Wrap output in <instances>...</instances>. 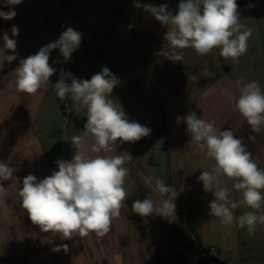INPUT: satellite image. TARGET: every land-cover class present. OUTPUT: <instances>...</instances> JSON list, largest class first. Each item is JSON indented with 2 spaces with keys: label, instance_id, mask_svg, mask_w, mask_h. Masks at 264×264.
Returning <instances> with one entry per match:
<instances>
[{
  "label": "crops",
  "instance_id": "obj_1",
  "mask_svg": "<svg viewBox=\"0 0 264 264\" xmlns=\"http://www.w3.org/2000/svg\"><path fill=\"white\" fill-rule=\"evenodd\" d=\"M237 4L240 23L252 22L247 52L234 61L224 59L220 49H214L220 78L205 88H195L196 93L192 95H199V108L175 101L167 104L171 134L169 186L177 192L175 199L160 194L147 176L129 172L124 184L128 199L120 215L112 220L109 232L104 237L90 233L65 240L59 234L42 232L34 225L21 207L18 195L27 175L33 174L40 180L58 171L56 162L61 158L51 154V140L43 137L48 120L53 119L59 107L54 85L62 74L73 75L71 69L78 70L84 58L83 66L98 60L107 68L111 64L119 80L118 90L124 86L136 87L130 82L139 81L142 75L146 78L142 88L159 84L163 75H168L172 81V74L156 65V58L158 61L161 58L160 53L156 55L154 46L165 39L168 26L162 25L143 7L160 6L158 0H22L18 5H6L5 0H0V11L16 12L12 19L0 17V61L4 55L17 57L11 63L0 62V161L15 169L10 180L0 181L7 189V195L0 199V264H201L204 247L217 248L223 260L221 264H264V224L258 222L253 233L239 227V216L253 210L239 203L242 194L234 188V181L221 177L222 186L228 190L229 206L231 203L239 205L232 210L233 222L224 225L219 217L211 215L209 204L214 196L204 190L198 178L202 171H210L215 161L207 158L191 141L185 123V117L195 112L198 118L214 121L217 131H233L236 138L242 139L258 167L264 169V126L260 132H253L235 110L234 101L224 94L227 89L238 97L239 87L235 81L241 77L245 83L259 82L264 91V0H237ZM167 10L173 15L177 13L168 7ZM13 26L18 28L17 36L12 35ZM68 27L81 33V44L70 60L65 61L59 49H53L49 63L56 72L50 77V83L35 95L17 92L14 71L19 61L57 41ZM4 33L16 40L15 52L4 48ZM118 42L120 45L104 49L108 43ZM146 42L150 44V51L145 54L140 47L147 46ZM97 49L102 54L95 58L92 55H96ZM183 50L187 65L195 50L177 51ZM204 57L207 55H201L202 60ZM148 58L150 66L146 65ZM206 72L209 73L208 69ZM184 75V79L189 78L188 72ZM73 76L80 79L79 75ZM66 83L71 84V79H66ZM137 90L144 93L138 87ZM168 92L170 96H189L192 89L186 84H181V88L169 85ZM68 101L67 97L61 103L66 111L64 116L72 110V102ZM143 117L147 120L146 126L151 128L149 112L145 111ZM87 140L89 145L93 141ZM145 198L158 203L173 199L175 212L169 217L157 214L141 217L132 211V204ZM256 211L258 215L264 214V205Z\"/></svg>",
  "mask_w": 264,
  "mask_h": 264
},
{
  "label": "clouds",
  "instance_id": "obj_2",
  "mask_svg": "<svg viewBox=\"0 0 264 264\" xmlns=\"http://www.w3.org/2000/svg\"><path fill=\"white\" fill-rule=\"evenodd\" d=\"M22 0H5L6 5H18ZM140 7V4L136 5ZM147 11L162 24L168 26L165 40L171 52L164 54L168 59L179 62L183 53L177 50L194 49L199 55H207L213 49H220L224 59L238 60L248 50V40L252 29H245L240 23L237 0H180L178 11L173 15L167 5H144ZM254 7V5H249ZM16 15L14 10L0 11L5 20ZM12 35H18V28L13 26ZM4 48L15 52L17 42L3 35ZM81 44V33L68 27L55 42L43 46L38 53L19 61L15 69L16 91L35 95L50 83V77L56 69L50 63V52L59 49L65 61ZM16 55H4L2 61L11 63ZM71 79V84L66 83ZM118 79L104 67L91 79L81 80L70 72L61 75L54 85L56 94L64 99L69 94L72 101L86 108L87 122L84 131L71 137V144L76 149L83 147L87 137L94 141L92 151L100 153L116 152L117 141L137 142L150 134V128L135 121H129L125 111L114 99L110 98ZM239 87L236 97L227 89L224 94L234 101L235 110L246 120L253 132H260L264 126V91L257 81L245 83L238 78ZM186 132L200 152L215 161L210 171H202L199 180L206 192H211L214 199L210 202L211 215L219 217L221 223L230 225L234 220L233 209L237 203L228 204V190L222 186L221 177L234 181V188L241 192L240 204L253 211L239 216L240 228H247L249 233L256 230L257 223L264 224V214L256 210L264 205V169L258 167L250 152L246 150L242 139L234 136L233 131H217L214 121L198 118L195 112L185 117ZM131 160L128 155H97L86 158L77 151L71 161H57L58 171L38 180L33 174L22 181L18 195L21 207L27 212L34 225L45 233L59 234L62 239L87 236L95 233L104 237L110 230L112 220L120 215L128 193L124 187L130 170L125 162ZM15 169L0 161V181L13 177ZM156 188L162 195L177 196L174 188L156 179ZM7 195V189L0 184V199ZM132 211L141 217L153 214L169 217L175 212L173 199L155 202L149 198L136 200ZM67 250V245L63 246Z\"/></svg>",
  "mask_w": 264,
  "mask_h": 264
},
{
  "label": "rangeland",
  "instance_id": "obj_3",
  "mask_svg": "<svg viewBox=\"0 0 264 264\" xmlns=\"http://www.w3.org/2000/svg\"><path fill=\"white\" fill-rule=\"evenodd\" d=\"M158 2L161 5H167L168 8L172 9L174 12H177L180 0H158ZM241 24L245 29H247L251 28L252 22L245 21L241 22ZM115 45H120V42L116 44L108 43L107 45H105L104 49L112 48ZM146 45L147 46L143 45L140 47V50L145 52V54L149 53L150 51V44L146 42ZM154 46L157 50L156 55L160 53L159 56L161 58V60L159 61L156 58V65L161 66L167 73H171L174 77L172 81H170L168 75H163L159 80V84H148L147 86L142 88V81L146 79L142 75V78L139 77L141 78L139 79V81L130 82L135 83L136 87L124 86V89L122 90H118L115 87L110 97L120 104L130 122L135 121L140 123L141 125L146 126L147 120L143 116L145 111L149 112V114L151 115V117H149V120H151L150 134L146 137L141 138L137 142L120 143L119 141H117L116 152H93L91 149L93 147L94 141H90V145L87 143V138H91L90 136L86 138L87 141H85L82 148L76 149L71 144V137L74 135H79L82 131H84V125L87 122V112L86 108H84L83 106H80V110L79 112H77V105L72 101L71 95L69 94L63 100L60 98L57 100V106L59 107L57 108L53 119L48 120L46 131H44L43 133V137L45 139L51 140L49 146L52 155L57 154L58 157L66 162L71 161L77 151L83 153L86 158H93L97 155L119 154L124 155L125 157L130 155L132 159H126L124 165L130 170V172H138L139 174H143L147 176L153 183H155L156 179L158 178L162 179L165 184L169 186L171 174V134L169 120L166 112L167 107L175 101L183 106L189 105L193 107V109L199 108V101L197 99L199 98V95L192 94L193 92H195V88H205L208 83L210 84L212 82H217V80L220 78V65L216 59L217 50L215 52L214 49L207 54L208 58L204 57L203 60L201 58V55H199L195 51L193 53L191 62H188V64L186 65L184 60L186 55L185 50H183L182 52L183 59L179 62H174L168 59V56L164 54L165 52H171L170 45L165 39H160L159 42L154 44ZM143 48H145V51L143 50ZM100 54H102L101 50L97 49L96 55L92 56L98 58L97 56ZM111 61L114 60L111 58ZM82 63L83 64L78 65V70L71 69L73 75H79L81 80L91 79L94 74L100 73L102 69L106 67V65L103 63L105 65L103 66V64L100 63L99 60L90 63L88 66H83L86 63L84 58ZM106 63L108 62L106 61ZM203 63L204 65H202ZM109 65L110 66L108 69L110 70V72L113 75L116 74L113 71L111 64ZM146 65H152L149 58L146 60ZM202 68H204L203 71ZM206 69H208L209 73L206 72ZM184 72L185 74L186 72H188L189 78L184 79ZM203 72H206V74ZM141 74L143 73L141 72ZM135 76H138V74H136ZM181 84H186L188 89H192L191 95L170 96V93L168 92L169 85H172L175 88H181ZM137 87L140 90L144 91V93H139ZM137 93L139 94V96H137ZM67 97L69 98L68 102H72V110L68 114V116H64L66 111L64 112L63 107H61V103H63ZM51 166L53 167V164H51ZM216 264L221 263L216 262Z\"/></svg>",
  "mask_w": 264,
  "mask_h": 264
},
{
  "label": "built area",
  "instance_id": "obj_4",
  "mask_svg": "<svg viewBox=\"0 0 264 264\" xmlns=\"http://www.w3.org/2000/svg\"><path fill=\"white\" fill-rule=\"evenodd\" d=\"M222 258L217 248L204 247L201 257V262L204 264H216V262H222Z\"/></svg>",
  "mask_w": 264,
  "mask_h": 264
}]
</instances>
